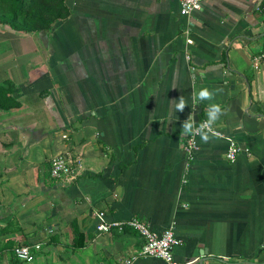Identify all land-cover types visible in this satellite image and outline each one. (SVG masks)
Returning a JSON list of instances; mask_svg holds the SVG:
<instances>
[{"label": "crops", "instance_id": "crops-1", "mask_svg": "<svg viewBox=\"0 0 264 264\" xmlns=\"http://www.w3.org/2000/svg\"><path fill=\"white\" fill-rule=\"evenodd\" d=\"M65 3L48 31L0 26V83L16 85L18 102L0 109V264H123L142 240L95 231L98 211L156 234L172 227L178 261L264 264V0H201L185 16L178 0ZM204 87L214 100L194 103ZM180 96L188 106L176 112ZM210 103L227 109L222 135H195L186 158L181 124L206 120ZM226 138L240 148L233 161ZM61 153L82 168L68 183L48 175ZM19 244L31 261L15 258Z\"/></svg>", "mask_w": 264, "mask_h": 264}, {"label": "built area", "instance_id": "built-area-1", "mask_svg": "<svg viewBox=\"0 0 264 264\" xmlns=\"http://www.w3.org/2000/svg\"><path fill=\"white\" fill-rule=\"evenodd\" d=\"M201 0H178V12L180 15H188L191 12L200 8ZM187 30H185V33ZM187 43H191L190 38H185ZM262 54L253 56L251 59L252 67H256L258 60ZM201 120L197 123L204 122ZM216 136H221V132L214 128ZM65 137V135H62ZM227 145L225 150V158L228 161H233L239 152L240 148L236 141L232 138H226ZM195 149V136L187 135L186 142L183 145V150L185 152L186 158H190L192 152ZM81 164L77 158H70L67 154H57L52 156L48 160V175L56 180H61L64 182H71L81 173ZM184 182V179L182 180ZM94 217L96 222L94 224V229L97 232H110L111 230H116L118 232L126 228H131L135 230L142 240L139 251L131 256L130 258L123 261V264H129V262L136 256H150L162 260L166 264H190L187 261L175 260L173 256V248L177 246L180 242L178 238L175 237L172 227L164 229L160 234H156L151 231L149 227L140 219L131 217L125 220H110L105 221L103 219V212H95ZM13 254L16 259L29 262L33 259L30 246L27 245H17L14 246Z\"/></svg>", "mask_w": 264, "mask_h": 264}, {"label": "trees", "instance_id": "trees-1", "mask_svg": "<svg viewBox=\"0 0 264 264\" xmlns=\"http://www.w3.org/2000/svg\"><path fill=\"white\" fill-rule=\"evenodd\" d=\"M260 6L264 8L263 3ZM68 13L65 0H0V26L23 33L48 31L53 23ZM16 91L17 87L11 81L0 83V109L17 106L18 102L13 97ZM74 234L77 241L73 247L78 249L84 241L80 239L81 233ZM31 253L33 255L32 250Z\"/></svg>", "mask_w": 264, "mask_h": 264}, {"label": "clouds", "instance_id": "clouds-1", "mask_svg": "<svg viewBox=\"0 0 264 264\" xmlns=\"http://www.w3.org/2000/svg\"><path fill=\"white\" fill-rule=\"evenodd\" d=\"M215 90H209L204 87L201 88L193 97L194 103H199L203 101H213L215 98ZM176 112H183L186 106H188L187 101L183 96H180L178 100L171 101ZM227 113V109L222 107L218 103H210L207 107V119L197 125L193 122V115L189 114L187 119L181 124V132L184 135L195 136L200 135L201 140L208 142L210 137L216 135L214 131V125L220 119L222 115Z\"/></svg>", "mask_w": 264, "mask_h": 264}, {"label": "rangeland", "instance_id": "rangeland-1", "mask_svg": "<svg viewBox=\"0 0 264 264\" xmlns=\"http://www.w3.org/2000/svg\"><path fill=\"white\" fill-rule=\"evenodd\" d=\"M39 256V255H38ZM39 260H40V258H36V259H34L32 262H30V263H22V264H41L40 262H39ZM44 264H46V262H44ZM47 264H51V263H47Z\"/></svg>", "mask_w": 264, "mask_h": 264}, {"label": "water", "instance_id": "water-1", "mask_svg": "<svg viewBox=\"0 0 264 264\" xmlns=\"http://www.w3.org/2000/svg\"><path fill=\"white\" fill-rule=\"evenodd\" d=\"M193 117H194V122H196V116L194 115Z\"/></svg>", "mask_w": 264, "mask_h": 264}]
</instances>
